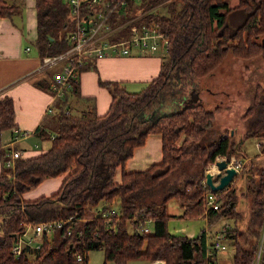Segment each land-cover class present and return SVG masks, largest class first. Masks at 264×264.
I'll return each instance as SVG.
<instances>
[{"label": "trees", "instance_id": "obj_1", "mask_svg": "<svg viewBox=\"0 0 264 264\" xmlns=\"http://www.w3.org/2000/svg\"><path fill=\"white\" fill-rule=\"evenodd\" d=\"M158 1L162 0L129 2V14L147 10L110 37H124L142 22L155 23L168 39L167 60L156 77L138 91H128L113 80H99L111 94L109 107L101 115L95 113L92 98H83L91 103L71 113L68 97L80 98L77 80H73L62 97L54 98L53 135L47 136L43 128L36 130L50 139L46 150L28 158L17 157L12 165L5 164V150H0L4 162L0 171V264H75L77 253L93 248L103 249L104 262L113 259L124 264L139 257L163 259L164 264H206L207 231L202 228L193 237L172 234L167 230L168 218L200 215L206 190L216 193L218 201L217 208L206 210L208 224L237 213L236 200L229 195L234 190L206 187L204 169L217 156L240 154L244 138L264 136V84L256 83L250 89L244 130L237 142L213 128L218 104L208 108L206 102L187 96L179 108L152 113L163 108L166 93L178 97L184 85L191 87L195 78L215 71L227 51L240 57L263 56L264 43L255 36L264 32V0H238L233 6L226 0H169L166 13L153 10L155 4H151ZM16 8L14 0H0V16H10ZM234 10L241 12L242 19L230 27L227 18ZM35 15L33 44L40 56L69 46L73 23L67 0H35ZM124 17L117 13L112 22ZM13 116L11 99L3 97L0 129L14 126ZM149 133L160 134L161 159L143 169L125 168L126 159ZM61 173L65 175L54 193L22 198L24 191L43 178ZM256 174L257 179L246 180L250 204L242 227L235 220L222 230L223 241L233 250L232 264H251L258 250L264 227V169L257 168ZM238 175H243L242 168ZM172 197L182 209L177 215L166 210ZM114 198L117 207L112 205ZM109 208L115 214L102 215ZM70 216L72 221H66ZM56 219L73 222L70 233L63 224L50 235L43 233L39 246L28 247L21 256L10 252L13 233L23 228V222ZM147 219L150 231H139V224ZM263 261L264 244L260 264Z\"/></svg>", "mask_w": 264, "mask_h": 264}, {"label": "crops", "instance_id": "obj_2", "mask_svg": "<svg viewBox=\"0 0 264 264\" xmlns=\"http://www.w3.org/2000/svg\"><path fill=\"white\" fill-rule=\"evenodd\" d=\"M14 1L17 4L14 12L10 16H0V99L9 97L14 110V126L0 129V150H5V153L10 149L18 150L19 157L28 158L43 152L50 145V139L47 136L49 134V136H52L54 133L52 124L54 109H52V106L55 97L49 88L52 86L53 77L58 71L60 64L41 66L42 56L44 55L40 56L33 44L36 37L35 0ZM27 47L28 49H26ZM160 50L162 49H158L153 53L140 54L133 49L129 55L105 56L98 59L92 67L82 69L77 75L80 98H75L73 95L68 97V106L71 113H78L86 104L91 103L90 100L88 103L83 98H92L97 115L107 111L111 102V94L105 86L99 83V80L116 81L128 91L140 90L148 81L157 76L162 63L166 60L165 56L159 52ZM209 91V94H215V96L222 92L225 93L224 90L218 91L210 88ZM200 92L197 91L195 93L199 94ZM196 98L202 101L200 94ZM219 100L216 104L220 103ZM39 128H43L47 135L46 137H41L37 134L36 130H39ZM14 129L25 131L26 134L16 138ZM252 138L255 141L254 149L251 153L248 147H245V149L241 150L243 153L229 155L228 159L232 162L239 160L241 164H243V161L244 163L250 162L255 168L264 169V150H262L264 137ZM160 159V134L149 133L143 144L133 149L132 155L126 160L125 164L130 166L127 169H143ZM3 164L4 162L0 156V171ZM241 168L242 166L236 171L232 181L236 182ZM211 171L214 173L215 169H211ZM64 175L65 173H61L43 178L38 184L24 191L22 198L34 199L40 195L54 193L58 190ZM181 210L180 206V212ZM206 210L207 208L204 207L202 213L196 217L177 216V219L168 218L167 222H181L180 227L173 228L170 232L193 237L197 235L200 229L204 228L209 235V240L212 233H222V230L228 227L226 226L227 224L218 230H211V226L215 221L208 224L209 220ZM180 212L168 213L177 215ZM187 222H194L191 229L185 227ZM147 223L151 224L150 221ZM263 244L264 227L255 255V260L257 259L259 263ZM229 250L230 253L225 252V250L217 252L218 264H232L233 251L232 249ZM151 262L149 261L147 264H151Z\"/></svg>", "mask_w": 264, "mask_h": 264}, {"label": "built area", "instance_id": "obj_3", "mask_svg": "<svg viewBox=\"0 0 264 264\" xmlns=\"http://www.w3.org/2000/svg\"><path fill=\"white\" fill-rule=\"evenodd\" d=\"M142 0H67L69 14L72 19L73 27L68 35L69 46L64 50L42 56L41 66H51L60 64V67L53 77L51 89L54 97H62L70 83L77 80L78 73L84 68L92 67L95 62L105 56L110 55H129L132 50H137L140 54L153 53L158 49L166 52L168 39L164 32L159 30L155 23L142 22L133 26L129 33L118 39L110 37L118 31L125 29V26L141 15L144 10H136L129 14V2L138 4ZM121 14L123 21L114 24L113 17ZM28 49V47L26 48ZM14 136L25 135V131L14 129ZM19 157V151L10 149L6 152L4 161L7 165H12L14 159ZM225 158L227 164L233 166L236 171L242 166L241 161L232 162L227 156H217L216 159ZM213 165H215L213 163ZM204 185L208 187V185ZM206 208L218 207L216 193L206 190L204 197ZM115 214L114 208H109L102 215L108 216ZM110 217L106 218L107 221ZM66 221H72L68 217ZM73 222H62L56 220H44L35 223H22L23 228L13 233V241L10 252L14 256H19L28 247H38L43 233L50 234L53 228L62 227L66 224V232L70 233ZM110 223V222H109ZM112 223V222H111ZM139 231L149 232L146 224H139ZM222 233H216L206 242V264H218L217 252L225 250L227 244L223 241ZM35 241V243H34ZM78 262L86 260V253H77L75 256ZM158 260V259H155ZM153 260L151 264H154ZM161 261V260H160ZM257 259L253 260V264ZM163 264V261H161ZM254 264H257L256 262Z\"/></svg>", "mask_w": 264, "mask_h": 264}, {"label": "rangeland", "instance_id": "obj_4", "mask_svg": "<svg viewBox=\"0 0 264 264\" xmlns=\"http://www.w3.org/2000/svg\"><path fill=\"white\" fill-rule=\"evenodd\" d=\"M167 1L169 0L158 1L156 3H152L151 6L155 4L153 6L154 8L152 7L153 10H157L158 12H161V13H166V3L165 2ZM226 2L228 6H233L238 3V0H226ZM232 12L227 18V23L230 27H234L242 19L240 16L241 12L239 10L238 11L234 10ZM123 20L125 19H122L121 21ZM255 39L264 43V32L256 35ZM159 52H161L167 60L165 52L163 50H160ZM256 83H259V85L264 84V54L263 56L255 55L252 57H240L239 55H233L230 51H227V53L224 54L223 56V60L221 64L215 69V71H213L212 73L204 77L195 78L193 80V84H191V87L189 85L188 87L184 85L180 91L181 93L179 92L178 97H171L170 93H166L164 100L161 103V105H163V108L161 107L156 108L155 110H153L152 115L154 114L156 110H157L156 112L158 113V112L171 111L173 109L179 108L187 96H188V99L190 100L193 98L195 91H199V92L201 91L199 93L201 96V99L202 101L206 102L205 106H208V108L214 106V104H216L217 101L220 99L219 100L220 103L217 105V109L214 113L213 128H216L217 130L223 132V135H226V134L229 135L233 141L237 142V140H240V137H242V133L244 130L243 113L248 103V99L250 98V89H252ZM205 88H207L208 90ZM209 88L214 89V90L216 89L218 91L224 90L225 93L222 92V93L217 94L216 96L215 94L211 95L209 94L210 93ZM199 94L197 95L199 96ZM213 96L214 98L218 100L214 99ZM261 137H264V136H261ZM254 141L255 139L252 137L244 139L241 142V146L239 147V150H243L245 149V147H248L249 152L251 153L254 149ZM232 155L233 154H231V156ZM227 157H229V155H227ZM215 160H219V159H215ZM214 161L207 163L204 171L209 170V167L213 165ZM213 166L216 171V166L215 165ZM124 167L129 168L130 166H127L126 164H124ZM256 170L257 168H255L253 164H251L250 162L244 163L243 161V164H242V174L243 175L241 177L240 175L237 176V179H236L237 185L233 187L234 184L232 185V182L234 181L231 180L228 183V185L224 187L225 189L227 188L226 189L227 191H230L231 189L234 190V193L230 191L229 195L235 198L236 200L235 209L237 213L235 214L233 218L225 217V218H221L215 221L214 224L211 226V230L213 231L216 229L218 230L225 224L232 225L233 224L232 221H235V220H237L236 222H238L240 225L241 224L243 225V222H245L247 218L249 204H250L249 194L247 195V192L245 193L246 191L245 187L248 182L246 180H249V178L251 179L252 177L257 179L258 174H256ZM118 176H119V172H117L115 178L118 179ZM117 203H118V199L114 198L112 205L114 204V206L117 207L116 206ZM167 211L170 213L180 212V205L177 199H175L174 197L170 198L167 201ZM84 219L85 217L81 218L82 221ZM169 219H177V216H173ZM149 221L150 220L147 219V220L142 221V223L144 222L146 224V222H149ZM146 225L149 228H151V224L147 223ZM166 225H167V230L170 232V230H173V228L176 229L180 227L181 222L179 221L166 222ZM193 225H194V222H187V226L185 227H187L188 229H191ZM130 228L131 227L129 226V230ZM229 249H232V248L228 246V248L225 249V252L230 253ZM158 260L163 261V264H164L163 259H158ZM147 262L149 261L146 260L145 258L137 257V258L128 259L124 264H147ZM255 262L257 264H260L258 261H255ZM75 264H119V263L113 259H109L104 262L103 249L93 248V249L87 250L85 262H76ZM262 264H264V261Z\"/></svg>", "mask_w": 264, "mask_h": 264}, {"label": "water", "instance_id": "obj_5", "mask_svg": "<svg viewBox=\"0 0 264 264\" xmlns=\"http://www.w3.org/2000/svg\"><path fill=\"white\" fill-rule=\"evenodd\" d=\"M197 94L194 93L192 100H196ZM225 158L215 160L214 164L216 166V171L213 173L211 171L204 172V182L211 190L223 189L228 183L233 179L236 174V170L233 166L227 164ZM154 264H161L160 260H155Z\"/></svg>", "mask_w": 264, "mask_h": 264}, {"label": "bare ground", "instance_id": "obj_6", "mask_svg": "<svg viewBox=\"0 0 264 264\" xmlns=\"http://www.w3.org/2000/svg\"><path fill=\"white\" fill-rule=\"evenodd\" d=\"M213 167H214V166H213V165H211V166L209 167V168H210V170H211V169H213V170H214V168H213ZM208 171H209V170H208ZM20 256H21V255H20Z\"/></svg>", "mask_w": 264, "mask_h": 264}]
</instances>
